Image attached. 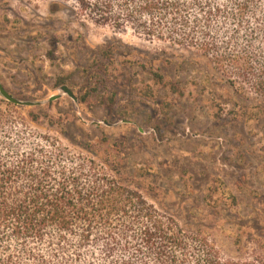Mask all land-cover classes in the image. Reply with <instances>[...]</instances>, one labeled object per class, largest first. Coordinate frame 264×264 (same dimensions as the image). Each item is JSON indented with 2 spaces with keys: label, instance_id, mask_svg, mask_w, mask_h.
Segmentation results:
<instances>
[{
  "label": "rangeland",
  "instance_id": "1",
  "mask_svg": "<svg viewBox=\"0 0 264 264\" xmlns=\"http://www.w3.org/2000/svg\"><path fill=\"white\" fill-rule=\"evenodd\" d=\"M50 1L0 0V83L19 100L39 102L22 111L54 117L31 128L75 151L61 129L93 143L108 137L123 149L127 170L146 167L134 185L183 229L207 234L225 256L264 253L263 104L237 94L196 48L115 31L77 15L73 1L59 8ZM144 84L152 98L140 94ZM95 150L104 155L99 144ZM215 177L237 197L234 208L205 203Z\"/></svg>",
  "mask_w": 264,
  "mask_h": 264
},
{
  "label": "trees",
  "instance_id": "2",
  "mask_svg": "<svg viewBox=\"0 0 264 264\" xmlns=\"http://www.w3.org/2000/svg\"><path fill=\"white\" fill-rule=\"evenodd\" d=\"M69 1L96 24L196 48L237 94L264 106V0H52L50 6ZM153 80L167 86L162 74ZM139 92L153 97L149 84ZM88 96L80 100L88 103ZM23 107L0 98V264H264L263 252L225 256L207 234L183 229L150 203L133 181L146 167L127 170L123 149L108 137L93 143L61 129L80 148L71 150L29 125H52L53 116ZM161 111L168 117L169 102ZM154 129L162 138L160 126ZM203 198L213 206L238 204L218 177Z\"/></svg>",
  "mask_w": 264,
  "mask_h": 264
},
{
  "label": "water",
  "instance_id": "3",
  "mask_svg": "<svg viewBox=\"0 0 264 264\" xmlns=\"http://www.w3.org/2000/svg\"><path fill=\"white\" fill-rule=\"evenodd\" d=\"M61 90L65 93H67L71 98L76 100V96L74 95L73 91L71 88H69L67 85H62ZM0 95L7 101L19 104V105H34L38 104L39 102H31V101H25V100H19L15 98L13 95H11L5 88L4 86L0 83ZM59 97V95H52L48 99L49 101L55 100Z\"/></svg>",
  "mask_w": 264,
  "mask_h": 264
}]
</instances>
